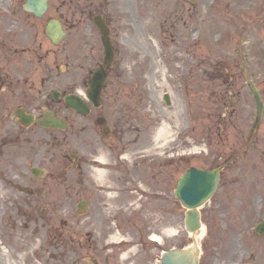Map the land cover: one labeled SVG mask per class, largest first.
<instances>
[{
    "label": "rangeland",
    "instance_id": "374dc122",
    "mask_svg": "<svg viewBox=\"0 0 264 264\" xmlns=\"http://www.w3.org/2000/svg\"><path fill=\"white\" fill-rule=\"evenodd\" d=\"M112 3L111 10L117 14L122 33L118 39L117 77H113L105 97L115 89L118 111L132 117L144 113L150 119L153 135L161 120L167 122L170 130L178 131L180 141L186 137L207 141L210 132L213 141L209 142V154L184 158L182 166L178 165L182 169L189 165L215 166L218 162L211 153H223L225 157L237 149L245 141L254 115L239 67L241 54L246 55V67L259 75L256 83L264 98V0ZM127 19L131 20L129 24L125 23ZM128 26L130 30H125ZM164 92L170 93V105L161 100ZM230 104L237 118L230 122L225 119L226 123L219 126L223 107ZM141 119V123L147 120ZM129 121L136 122L133 118ZM262 122L254 144L223 171L219 188L201 208L203 225L209 232L201 240V264H264V235L252 234L264 215V119ZM181 168L175 166L168 173L170 198ZM75 186L72 183L73 189L78 190L76 182ZM77 196L73 191L69 200L72 206ZM228 196H235L230 204L226 203ZM180 210L179 205L169 203L168 213L162 218L167 232L160 248L141 231H120L114 232V239H128L132 247L126 252L113 247L105 253L122 256L121 251L124 252V258L118 257V261L125 264H155L161 250L188 243ZM68 218L76 222L80 217L71 213ZM156 218L149 234L158 233L156 226H161V220L159 215Z\"/></svg>",
    "mask_w": 264,
    "mask_h": 264
},
{
    "label": "flooded vegetation",
    "instance_id": "af4514ba",
    "mask_svg": "<svg viewBox=\"0 0 264 264\" xmlns=\"http://www.w3.org/2000/svg\"><path fill=\"white\" fill-rule=\"evenodd\" d=\"M22 4L23 0H0V264H7L8 260L13 264H38L40 259L66 261L64 254L69 262L81 263L79 253L73 256L61 246L63 237L72 236L71 227L65 222L57 224L54 218L55 186L67 182L65 167L72 163L70 152L81 147V156L76 159L83 179L81 198L91 199L101 193L94 205L90 200L85 215L90 212L97 215L100 209H109L104 205L103 194L133 193L136 179L150 188L146 175L155 166L148 162L152 159L129 162L118 159L128 145L125 129L116 117L108 121L112 126L104 138L99 124L105 114L101 105L83 116L63 102L77 83L72 77L73 71L80 70L79 83L84 85L91 71L102 64L100 53L91 52L88 63V55L86 61L83 51L73 45L75 39L76 46L80 47V40L88 35L86 29L79 28L81 19L92 21L99 15L107 23L109 33L116 32L111 16L99 10L102 2L56 0L41 18L24 11ZM75 13H79L77 21ZM51 17L58 18L63 29L58 44L44 34L45 23ZM111 69L107 71V80ZM44 110L62 118L68 128L41 129L35 124L25 127L14 113L22 111L39 116ZM87 131L96 134L102 142L107 140L108 150L113 151V160L105 163L104 171L108 175L97 178L98 181L91 176L94 165H98L94 159L98 146L89 140ZM137 140L134 138V142ZM54 162L61 164L59 169H48L45 175L38 176L40 168ZM160 169L162 164L155 171ZM162 180L166 181V177ZM140 192L143 198L148 196L146 191ZM161 194L162 191H158L153 196L160 197L158 207L164 211L166 199ZM113 206L119 208L120 204L116 201ZM121 206L128 208L125 202ZM109 226L83 223L80 248L102 251L99 241L92 240L88 228L109 231Z\"/></svg>",
    "mask_w": 264,
    "mask_h": 264
},
{
    "label": "water",
    "instance_id": "95a60500",
    "mask_svg": "<svg viewBox=\"0 0 264 264\" xmlns=\"http://www.w3.org/2000/svg\"><path fill=\"white\" fill-rule=\"evenodd\" d=\"M38 1L42 0H27V5L32 10L38 11L43 7L42 4H38ZM106 50L108 51V49ZM251 89L257 106L258 120L262 114L263 106L258 93L252 86ZM220 169L221 167H218L207 171L192 167L187 169L186 173L181 176L175 190V195L188 208L185 213V224L186 229L192 233V244L182 249H171L164 254L161 264H198L197 240L193 236L200 227L197 206L202 204L215 190Z\"/></svg>",
    "mask_w": 264,
    "mask_h": 264
},
{
    "label": "bare ground",
    "instance_id": "6f19581e",
    "mask_svg": "<svg viewBox=\"0 0 264 264\" xmlns=\"http://www.w3.org/2000/svg\"><path fill=\"white\" fill-rule=\"evenodd\" d=\"M173 132H171L170 130H167V128L165 127V126H162V128H160V130L158 131V133H157V139H159V138H161V137H166L167 136V138H171L172 136H173ZM166 139V138H165ZM233 198V197H232ZM204 232H205V228H204V226H202V228H201V230H200V233H199V235H198V239H202V237H203V235H204ZM154 239H159L158 237H153Z\"/></svg>",
    "mask_w": 264,
    "mask_h": 264
}]
</instances>
